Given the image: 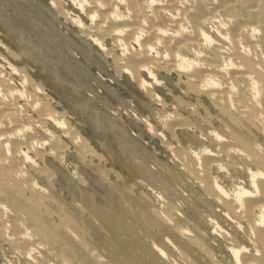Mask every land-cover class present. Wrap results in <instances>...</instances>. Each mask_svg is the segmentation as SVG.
I'll list each match as a JSON object with an SVG mask.
<instances>
[{
    "label": "clouds",
    "instance_id": "obj_1",
    "mask_svg": "<svg viewBox=\"0 0 264 264\" xmlns=\"http://www.w3.org/2000/svg\"><path fill=\"white\" fill-rule=\"evenodd\" d=\"M0 264H264V0H0Z\"/></svg>",
    "mask_w": 264,
    "mask_h": 264
},
{
    "label": "bare ground",
    "instance_id": "obj_2",
    "mask_svg": "<svg viewBox=\"0 0 264 264\" xmlns=\"http://www.w3.org/2000/svg\"><path fill=\"white\" fill-rule=\"evenodd\" d=\"M203 7V6H202Z\"/></svg>",
    "mask_w": 264,
    "mask_h": 264
}]
</instances>
